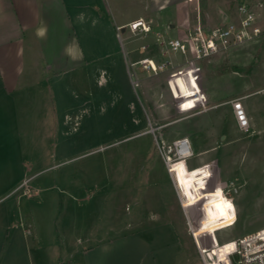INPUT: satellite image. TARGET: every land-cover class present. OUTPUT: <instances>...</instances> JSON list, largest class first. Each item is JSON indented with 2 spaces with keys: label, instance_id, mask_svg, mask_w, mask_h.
Wrapping results in <instances>:
<instances>
[{
  "label": "rangeland",
  "instance_id": "rangeland-1",
  "mask_svg": "<svg viewBox=\"0 0 264 264\" xmlns=\"http://www.w3.org/2000/svg\"><path fill=\"white\" fill-rule=\"evenodd\" d=\"M238 1L163 0L165 6L162 11L144 12L139 8L136 0H108L106 18L111 22H127L138 15L155 19L154 30L152 28L147 34L132 33L129 25L126 26V31L121 33L129 59L140 60L150 52L142 51V44H149L152 46L150 50H156L154 46H157L156 42H158L156 32L163 33L160 44L164 49L165 42L161 43L162 40L185 38L198 22L206 27L220 25V10L223 9L230 18ZM248 1L258 13L264 27V0ZM0 9H3L5 15V21L0 25L3 24L5 30H11L14 19L7 0L0 4ZM86 10L90 9L86 7ZM169 23H173L174 27H169ZM103 36L106 37L105 44H99L95 49L101 56L100 60L88 63L99 65L101 69L100 75L91 77L93 83L97 80L103 86L98 97L95 94L94 100L95 106L99 105V124H96V117L93 129H87L89 125L86 118L79 124H76L75 120L70 121L67 133L58 138L59 143L66 144L68 153L98 143L105 146L92 161L87 162L95 164V180L98 178L100 184L87 193L86 186L83 188L80 183L88 181V172L85 171L83 176L79 171L73 170L74 167H70L68 179L71 186L68 189L59 193L55 188L33 197L34 213L37 222L42 225L41 249L38 251L34 249L31 253L34 263L76 262L81 256L83 247L90 242L127 233L129 229L126 225L130 218L145 212L142 209H145L144 202L147 197L156 195L160 191L159 194L164 197L169 196L165 188L171 184V177L166 166L168 163L165 164L163 157L170 155L173 160L177 159L174 153L168 152L167 146L173 142L170 137L173 139L180 135L181 137L188 135L193 151H201L195 152L188 158L177 159L169 165L178 187L185 196V204L192 205L189 208L194 218L192 225L197 227L203 218L204 229H214L235 222V212L240 213L235 225L217 230L216 234L221 242L263 227L264 92L243 100L247 115L252 114L257 119L263 132L241 131L230 102L241 93H237L238 89H247L264 80L258 77L255 79L254 72L255 63L259 59L258 46L262 37L259 41L242 43L202 59H194L191 51L177 52V54L168 52L164 56L160 54L158 58L154 57L156 63L161 61V63L165 61L172 63L158 73L143 69L139 61V64L130 65L133 80L135 82L140 80L134 89V94L149 105L148 99H145L144 85H146L150 102H155L150 105L149 110L151 112L158 110L153 117H150L152 122L149 129L162 128L163 125L179 120L162 129L166 139L170 140L169 143H162L158 129L152 131L156 132L155 137L149 133L116 141L117 137H123L126 133L139 128L141 124L137 125V123L141 121L142 114L133 101L131 111L124 109L122 116H116L115 110L119 108H114V105L120 107L123 102H118L113 88L125 87L126 77L122 72V64L118 63L119 49H116L108 34L104 33ZM254 43L258 45H253ZM130 49H133L132 53L129 52ZM67 64L75 71L78 67L80 71L82 66H85L84 71L87 72V62L85 65L71 61ZM85 72L76 74L78 85L89 84ZM72 74L69 72L65 77V84H76ZM263 74L258 70L259 76H264ZM209 85H212L216 91L208 92ZM123 94L124 98L128 99L129 91L123 90ZM208 94L211 96L209 99ZM220 97L224 99L212 103ZM217 105L220 106L212 108ZM206 110L208 112H202ZM162 114L165 116L158 120ZM161 144H164L166 149H163ZM207 145L216 146L204 148ZM78 166L82 167L81 164ZM180 167L184 170V179L178 174ZM217 173L219 176L215 183ZM40 177L52 182L53 179L56 180V173L51 170ZM214 186L216 189L208 193L210 191L208 188ZM217 190L221 195H216ZM86 195L89 196L85 197ZM45 197L53 199V203L48 207H44ZM72 197L79 199L73 200ZM81 197L84 199H80ZM229 204L231 207L228 206ZM185 237L186 249L182 255V264H202L193 236ZM77 238H80V244ZM203 240L204 237H199V241L203 242Z\"/></svg>",
  "mask_w": 264,
  "mask_h": 264
},
{
  "label": "crops",
  "instance_id": "crops-1",
  "mask_svg": "<svg viewBox=\"0 0 264 264\" xmlns=\"http://www.w3.org/2000/svg\"><path fill=\"white\" fill-rule=\"evenodd\" d=\"M7 1L14 24L11 30H5V26L0 25V264H35L31 253L34 249L35 251L41 249L42 225L37 222L34 213L33 197L55 188L59 193L68 189L71 186L68 179L70 167H74L73 170L79 171L83 176L85 171L88 172V181L80 183L81 187L86 186L87 193L100 184L98 178L95 180V164L87 162L92 161L105 146L98 143L68 153L66 144L59 143L58 138L67 133L70 121L75 120L76 124H79L86 118L89 125L87 129H93L96 117V124H99V105L96 107L94 100L95 94L98 97L103 86L97 80L93 83L91 77L100 75L101 69L99 65L88 63L100 60L101 56L95 49L99 44H105L104 33L110 36L116 49H119L118 63L123 66L122 72L125 74L127 84L125 87L113 88L118 102H123L120 107L114 105V108H119L115 110V114L118 117L122 116L124 109L131 111L133 101L142 114L141 121L137 123L141 124L139 128L126 133L123 137H117L116 141L149 133L154 137L157 135L156 132H152L153 130H149V126L152 122L150 117L158 110L153 112L149 110L150 105L155 102H150L146 85L145 99H148L149 105L134 94L140 80L136 82L133 80L130 65L137 64L139 60L129 59L121 34L126 31L129 23L139 18L150 21L154 30L155 19L138 15L127 22H111L106 18L108 0ZM4 2L5 0H1V3ZM136 2L144 12L162 11L165 6L163 0ZM86 7L90 10H86ZM3 13V9H0V24L5 21ZM169 27H174V24L169 23ZM156 36V41L159 42H156L157 46L154 45L156 50H150L152 46L149 44L141 45L142 51H150L144 57L152 59L155 63L154 57L165 55L160 44L163 33L156 32ZM261 40L262 44L258 46L259 59L254 66L255 79L256 77L264 79V76L258 75V70L263 74L264 68V34ZM144 45L146 47L143 49ZM69 61L78 65H85L87 62V72L84 71L85 66H82L80 71L79 67L76 71L69 68L67 64ZM70 69L74 71L73 74ZM69 72L74 77L78 72L87 73L89 84L78 85L77 76L74 79L75 85L65 84V77ZM123 90L129 91L128 99L124 98ZM209 91L216 90L209 85ZM237 91L238 94L241 93L236 99L241 98L243 103L245 98L264 92V80ZM210 97L208 94V99ZM223 99L224 97L216 98L212 103ZM164 116L165 114H162L158 120ZM248 118L250 132L256 130L263 132L261 124L252 114H249ZM262 122L264 124V121ZM172 123L157 128L162 143L170 142L162 129ZM179 137L181 135L173 139L170 137L171 142ZM212 146L207 145L204 148ZM163 158L166 164V158ZM166 166L171 177V184L165 188L169 196L164 197L159 194L160 191L147 197L144 202L145 209H142L146 213L130 218L126 225L129 229L127 233L90 242L83 247L76 262L67 264H182V255L186 249L185 236H192L190 225L194 218L192 212H189L192 205L185 204V196L177 185L174 173L169 164ZM51 170L55 171L56 180L48 182L40 177ZM178 174L181 179L185 178L182 167L178 169ZM217 174L215 183L219 176V173ZM45 198L44 207H48L53 203V199ZM79 240L80 238H77L80 244Z\"/></svg>",
  "mask_w": 264,
  "mask_h": 264
},
{
  "label": "built area",
  "instance_id": "built-area-1",
  "mask_svg": "<svg viewBox=\"0 0 264 264\" xmlns=\"http://www.w3.org/2000/svg\"><path fill=\"white\" fill-rule=\"evenodd\" d=\"M129 27L136 33L147 34L152 31L151 22L143 18L132 21ZM263 34L264 27L254 7L248 0H239L234 13L223 25L206 27L198 22L194 29L189 31L187 37L170 38L166 41L162 40L161 43L165 42L164 54L191 51L194 59H202L242 43L259 41ZM139 63L143 69L158 73L164 71L172 62L154 63L152 59L144 57ZM230 102L238 127L243 132H249L251 125L241 98ZM161 145L166 149L164 144ZM167 147L168 152L174 153L177 158L186 152L193 153L190 140L186 136L175 139ZM169 158L170 155H167V163ZM212 189L215 190L216 186ZM235 214V222L214 229L205 230L202 224L203 218L197 227L190 225V232L197 244L202 264H264V226L225 242H221L217 237L219 228L226 229L236 224L240 213L235 212ZM202 215L204 217V213ZM199 237H204L203 242L199 241Z\"/></svg>",
  "mask_w": 264,
  "mask_h": 264
},
{
  "label": "bare ground",
  "instance_id": "bare-ground-1",
  "mask_svg": "<svg viewBox=\"0 0 264 264\" xmlns=\"http://www.w3.org/2000/svg\"><path fill=\"white\" fill-rule=\"evenodd\" d=\"M154 62V61H153ZM155 63V62H154ZM155 129H157V128H154V127H151L149 130L150 131H152V130H155ZM194 153H188V152H186L183 156H181V157H179V158H177V159H184V158H188V157H190V156H192ZM177 159H175V160H177ZM175 160H173L171 157L169 158V161H168V163H169V165L173 162V161H175Z\"/></svg>",
  "mask_w": 264,
  "mask_h": 264
},
{
  "label": "water",
  "instance_id": "water-1",
  "mask_svg": "<svg viewBox=\"0 0 264 264\" xmlns=\"http://www.w3.org/2000/svg\"><path fill=\"white\" fill-rule=\"evenodd\" d=\"M220 25H223L225 22H227L229 20V15L223 10H220Z\"/></svg>",
  "mask_w": 264,
  "mask_h": 264
},
{
  "label": "snow or ice",
  "instance_id": "snow-or-ice-1",
  "mask_svg": "<svg viewBox=\"0 0 264 264\" xmlns=\"http://www.w3.org/2000/svg\"><path fill=\"white\" fill-rule=\"evenodd\" d=\"M216 195H218V196H219V195H221V193H220V191H219V190H217V191H216ZM228 206H229V207H231V205H230V204H229Z\"/></svg>",
  "mask_w": 264,
  "mask_h": 264
},
{
  "label": "flooded vegetation",
  "instance_id": "flooded-vegetation-1",
  "mask_svg": "<svg viewBox=\"0 0 264 264\" xmlns=\"http://www.w3.org/2000/svg\"><path fill=\"white\" fill-rule=\"evenodd\" d=\"M208 189H210V191H208V193H211V190H212V188H211V187H209Z\"/></svg>",
  "mask_w": 264,
  "mask_h": 264
}]
</instances>
